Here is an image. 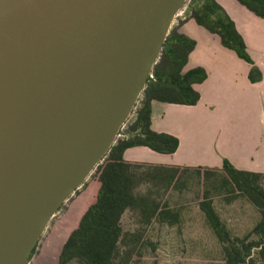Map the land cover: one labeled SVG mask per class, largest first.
Wrapping results in <instances>:
<instances>
[{
	"label": "water",
	"instance_id": "1",
	"mask_svg": "<svg viewBox=\"0 0 264 264\" xmlns=\"http://www.w3.org/2000/svg\"><path fill=\"white\" fill-rule=\"evenodd\" d=\"M184 3L0 0V264L105 159Z\"/></svg>",
	"mask_w": 264,
	"mask_h": 264
},
{
	"label": "trees",
	"instance_id": "2",
	"mask_svg": "<svg viewBox=\"0 0 264 264\" xmlns=\"http://www.w3.org/2000/svg\"><path fill=\"white\" fill-rule=\"evenodd\" d=\"M237 1L264 18V0ZM188 18L216 34L224 47L250 64V81L262 78L225 9L216 0H192L185 17L172 25L163 43L126 135L115 141L105 159L82 185L87 186L85 198L80 211L67 221L66 236L57 261L52 264H67L71 260L78 264H129L142 236L139 231L122 230L120 219L124 211H136L144 224L155 218L168 223L179 221V212L172 209L159 192L187 187L188 177L193 173L204 180L217 179L219 188L230 194L228 200L243 196L259 213L249 231L242 236L234 235L215 209L210 190L200 191L198 207L222 246L220 264H264V173L237 169L227 159L220 167H210L128 160L123 156L132 146H146L169 154L179 145L177 136L151 127V102L194 105L200 98L194 84L205 80V68L196 66L184 70L195 47V40L179 30ZM145 184L153 189L141 191Z\"/></svg>",
	"mask_w": 264,
	"mask_h": 264
},
{
	"label": "crops",
	"instance_id": "3",
	"mask_svg": "<svg viewBox=\"0 0 264 264\" xmlns=\"http://www.w3.org/2000/svg\"><path fill=\"white\" fill-rule=\"evenodd\" d=\"M216 1L234 21L262 78L250 81L248 62L193 18L184 20L179 30L195 40L184 70L201 66L207 72L194 84L200 98L194 105L153 100L151 127L177 136L179 145L169 154L132 146L124 158L210 167L227 159L237 169L264 173V18L237 0Z\"/></svg>",
	"mask_w": 264,
	"mask_h": 264
},
{
	"label": "rangeland",
	"instance_id": "4",
	"mask_svg": "<svg viewBox=\"0 0 264 264\" xmlns=\"http://www.w3.org/2000/svg\"><path fill=\"white\" fill-rule=\"evenodd\" d=\"M185 14L186 11L181 13L173 25ZM133 118L129 119L127 126ZM147 188L153 189L145 184L141 186V191ZM205 188L210 190L213 205L232 234L242 236L254 226L259 213L246 198L237 196L228 200L230 194L219 188L217 179L204 180L193 173L188 177L187 187L172 189L168 193L159 192L169 206L179 212V221L168 223L155 218L144 224L136 211H124L120 219L122 230L139 231L142 236L129 264H220L223 259L221 243L198 207V195ZM86 191L87 186L79 187L51 217L28 264H52L57 261L67 233V221L80 211ZM67 264L78 263L71 260Z\"/></svg>",
	"mask_w": 264,
	"mask_h": 264
},
{
	"label": "built area",
	"instance_id": "5",
	"mask_svg": "<svg viewBox=\"0 0 264 264\" xmlns=\"http://www.w3.org/2000/svg\"><path fill=\"white\" fill-rule=\"evenodd\" d=\"M191 1H192V0H185L184 5L182 6L181 10L178 12L176 18H177L178 16H180L181 13H184V11L187 10V8L189 7ZM149 77H152V73L149 75ZM139 104H140V98L138 99L137 103L135 104V106H134V108H133V110H132V112H131V115L129 116V118L127 119V121L121 126V128H120V130H119V132H118L117 139H118L119 137H123V136L126 135V128H127V124H128V122H129V119L132 118V116L135 117V115H136V110H137ZM133 119H134V118H133ZM133 119H132V120H133Z\"/></svg>",
	"mask_w": 264,
	"mask_h": 264
}]
</instances>
